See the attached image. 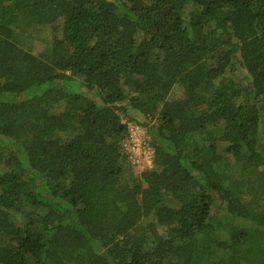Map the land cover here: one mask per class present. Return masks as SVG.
<instances>
[{"label":"trees","instance_id":"16d2710c","mask_svg":"<svg viewBox=\"0 0 264 264\" xmlns=\"http://www.w3.org/2000/svg\"><path fill=\"white\" fill-rule=\"evenodd\" d=\"M0 264H264V0H0Z\"/></svg>","mask_w":264,"mask_h":264},{"label":"built area","instance_id":"2783aa9c","mask_svg":"<svg viewBox=\"0 0 264 264\" xmlns=\"http://www.w3.org/2000/svg\"><path fill=\"white\" fill-rule=\"evenodd\" d=\"M136 129L142 131L143 135H137ZM129 134V138L123 143V149L131 163L142 168V172L152 168L154 150L149 145L146 132L137 125H129Z\"/></svg>","mask_w":264,"mask_h":264},{"label":"rangeland","instance_id":"374dc122","mask_svg":"<svg viewBox=\"0 0 264 264\" xmlns=\"http://www.w3.org/2000/svg\"><path fill=\"white\" fill-rule=\"evenodd\" d=\"M43 35V37H45V38H47V40L49 39V33H47V32H45V33H43L42 34ZM43 37H42V40L41 41H43V42H36V43H34L35 44V48H36V50H35V53L37 54V53H39L40 51H42L43 50V47H44V45H45V41H44V39H43ZM129 125H135V124H129ZM140 127V126H139ZM141 128V127H140ZM138 129V128H137ZM136 129V132H137V135H139V136H142L143 135V133H142V131H138ZM145 132V131H144ZM131 163V162H130ZM132 164V163H131ZM134 164H132V165H130L131 167H132V169H133V172L136 174V175H139L141 172H142V168H140V167H137V166H133Z\"/></svg>","mask_w":264,"mask_h":264}]
</instances>
